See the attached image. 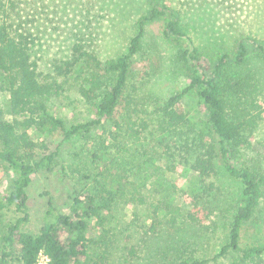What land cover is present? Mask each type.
<instances>
[{
  "label": "rangeland",
  "instance_id": "374dc122",
  "mask_svg": "<svg viewBox=\"0 0 264 264\" xmlns=\"http://www.w3.org/2000/svg\"><path fill=\"white\" fill-rule=\"evenodd\" d=\"M165 1L177 12L180 29L211 60L221 53H234L242 38L254 39L256 45L264 47V0ZM12 2V16L16 17L17 12L25 22L39 64L46 67L68 58L75 43L99 59L126 53L130 38L139 30V18L148 15L151 6L149 0ZM167 20L168 16L162 15L145 21L140 50L132 57L124 97L103 134L108 151L116 153L118 162H129L126 168L132 171L136 170V164L140 166L137 171L145 184L124 187V195L111 206L106 232L101 239L92 235L96 241L90 244L91 251L100 255L99 264H160L189 257L206 259L205 264H249L242 262L236 251L219 254L228 242L232 210L242 204L241 183L217 162L211 183L208 180V186L196 191L197 172L189 168L195 151L184 134L185 130L190 136L192 132L185 126L178 129L180 132L172 131L170 140H166L167 150L156 141L145 143V156L134 153L129 148L131 143L119 149L109 137V132L116 134L117 121L121 125L126 123V114L135 105L143 110L138 115L156 124L165 100L189 82L191 67L181 57L182 46L163 35ZM229 68L250 76L256 93L253 97L259 102L257 108L250 109L259 119L244 133L238 164L264 172V52L251 48L241 64H231ZM88 102L75 84L57 96L50 107L69 124L94 117ZM5 103L2 94L3 108ZM184 108L190 114L195 113V118H204L196 108L194 97L185 96ZM57 145L60 149L52 171L38 173L28 187L29 220L25 227L33 232L47 216L49 202L55 212L67 213L76 191L95 192L96 184L82 175L96 173L90 156V149L97 148L96 137L79 134L63 141L62 136L55 135L49 146L53 149ZM148 156L154 157L152 164H144ZM13 177V170L0 165V192L10 190ZM129 179L135 178L130 174ZM18 215L13 206L0 209V249L6 225ZM240 234L241 245L264 240V213L258 206Z\"/></svg>",
  "mask_w": 264,
  "mask_h": 264
},
{
  "label": "trees",
  "instance_id": "16d2710c",
  "mask_svg": "<svg viewBox=\"0 0 264 264\" xmlns=\"http://www.w3.org/2000/svg\"><path fill=\"white\" fill-rule=\"evenodd\" d=\"M149 1V13L139 18V30L130 38L126 53L99 59L95 53L75 43L68 58L46 67L39 64L33 38L26 32L24 21L17 12L16 17L12 16V0H0V96L3 94L6 100L4 108L0 104V165L15 174L10 190L0 192V209L13 206L19 213L6 225L0 264H33L40 250L50 257L52 264H99L100 255L91 251L90 244L96 241L92 235L101 239L106 232L111 206L124 195L126 185L145 184L137 171L140 166L136 164V170L132 171L126 168L129 162H118L116 153L108 151L103 134L124 97L132 57L140 50L143 25L162 15L168 16L163 35L182 46L181 57L191 67L189 82L165 100L156 124L138 115L137 112L143 110L135 105L126 114V123L121 125L117 121L116 134L109 132V137L119 149L131 143L129 148L134 153L145 156V143L156 141L167 150L170 133L180 132L178 129L185 126L192 132L191 136L186 130L184 134L195 151L189 168L197 172L196 191L211 183L217 162L241 183L242 204L232 210L228 242L219 254L233 250L238 252L242 262L264 264V240L240 243L241 228L252 219L255 207L264 213V172L238 164L244 133L259 119L250 109L257 108L259 102L253 97L256 93H253L250 76L229 68L231 64H241L251 48L264 52V47L256 45L254 39L242 38L234 53H221L211 60L199 52L191 36L180 29L177 12L165 0ZM75 84L89 100L94 117L68 124L50 105ZM186 95L194 97L196 108L204 118H195V113L186 111ZM147 127L154 130H145ZM79 134L96 137L97 148L90 149L96 173L82 175L96 184L95 192L76 191L67 213L55 212L49 202L47 216L39 229L36 232L27 229L28 187L38 173L52 171L60 149L58 145L52 149L49 141L55 135L66 141ZM186 143L188 145V141ZM153 161L154 157L148 156L144 164ZM129 173L134 180L129 179ZM206 262V259L189 257L160 264Z\"/></svg>",
  "mask_w": 264,
  "mask_h": 264
},
{
  "label": "built area",
  "instance_id": "2783aa9c",
  "mask_svg": "<svg viewBox=\"0 0 264 264\" xmlns=\"http://www.w3.org/2000/svg\"><path fill=\"white\" fill-rule=\"evenodd\" d=\"M33 264H52V263L50 257L43 250H40L37 253L36 259Z\"/></svg>",
  "mask_w": 264,
  "mask_h": 264
}]
</instances>
